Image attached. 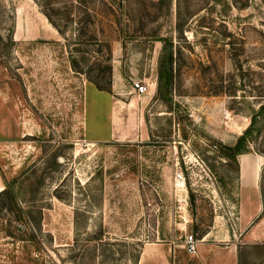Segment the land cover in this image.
I'll list each match as a JSON object with an SVG mask.
<instances>
[{
    "label": "rangeland",
    "instance_id": "rangeland-1",
    "mask_svg": "<svg viewBox=\"0 0 264 264\" xmlns=\"http://www.w3.org/2000/svg\"><path fill=\"white\" fill-rule=\"evenodd\" d=\"M96 86L143 141H107ZM262 105L264 0H0V264H264L224 156ZM249 144L264 162V113Z\"/></svg>",
    "mask_w": 264,
    "mask_h": 264
},
{
    "label": "crops",
    "instance_id": "crops-1",
    "mask_svg": "<svg viewBox=\"0 0 264 264\" xmlns=\"http://www.w3.org/2000/svg\"><path fill=\"white\" fill-rule=\"evenodd\" d=\"M103 92V91H102ZM107 93V92H105ZM109 97V109H110V115H109V123L111 127L110 132V138L107 141H121L120 139H125L126 137H130L131 141H143L144 138L148 136V133L145 131L144 128L141 126L139 127V123L133 122L132 127L127 126L125 124V115L124 110H122V99L118 98L113 93H107ZM141 95V96H145ZM139 96V98H141ZM111 105V107H110ZM133 107V108H132ZM130 108L134 109L135 112L138 110V100L134 99L130 103ZM134 112V113H135ZM116 116L117 118V125L118 128H114L113 126V116ZM134 121V120H132ZM93 141H97L95 139H92ZM238 165H239V216L240 219L243 221V228H249L248 231L251 236L253 234H256V230L263 227L264 224V218L259 220L257 222L258 214L262 210V204L261 201L259 205L257 204V191L259 192V179H260V171L261 167L263 166V159L259 156H257L256 153H248V154H242L237 157ZM159 247H162V244H159ZM199 250V246L197 245V251ZM196 255V254H195ZM144 262H146V259L150 258H143ZM148 264H168V262L165 260H148ZM217 264V263H216ZM221 264H227L225 262H222Z\"/></svg>",
    "mask_w": 264,
    "mask_h": 264
},
{
    "label": "trees",
    "instance_id": "trees-1",
    "mask_svg": "<svg viewBox=\"0 0 264 264\" xmlns=\"http://www.w3.org/2000/svg\"><path fill=\"white\" fill-rule=\"evenodd\" d=\"M45 15H46V17L48 19V22L58 31L59 34L62 35L63 34L62 26L58 22H56L52 16H50L48 14H45ZM167 43H168V41L164 42V46H163V50L164 51H166L168 46H169ZM171 56H172V53H170V57L167 58L169 63L172 61V59H171L172 57ZM165 58H166V56L164 55V64L166 62ZM164 64L161 65L160 73L162 74V73H164L166 71V73L168 75V78L171 80L172 79L171 71H170V69L166 70L167 66H166V64L165 65ZM163 67H164V69H163ZM96 89L99 90V91L111 93L110 90L105 89V88H99V87L96 86ZM262 113H264V105H262L261 108H260V111L252 117L250 125L244 131V133L238 138L237 142L231 147L224 148V150L226 151L224 156L226 158L235 159V157L238 156V155L247 154V153L250 152L249 138L252 136V133L256 129V117H258ZM257 131H258V133L260 132V130H257ZM8 192L12 196L11 198H12V202L13 203L11 202V205L15 206L16 205L15 204V198H14V195L9 190V188L7 187V188H5L2 191V193H8ZM21 219H23V218H21ZM186 253L188 254L187 251H186ZM188 255H190V254H188Z\"/></svg>",
    "mask_w": 264,
    "mask_h": 264
},
{
    "label": "built area",
    "instance_id": "built-area-1",
    "mask_svg": "<svg viewBox=\"0 0 264 264\" xmlns=\"http://www.w3.org/2000/svg\"><path fill=\"white\" fill-rule=\"evenodd\" d=\"M132 89L138 95H144L147 93V86L143 84L141 81L133 82ZM197 244H198V240H196L192 235H187L184 238L185 249L190 255H195L197 253Z\"/></svg>",
    "mask_w": 264,
    "mask_h": 264
},
{
    "label": "bare ground",
    "instance_id": "bare-ground-1",
    "mask_svg": "<svg viewBox=\"0 0 264 264\" xmlns=\"http://www.w3.org/2000/svg\"><path fill=\"white\" fill-rule=\"evenodd\" d=\"M18 28H17V32H19L20 33V31H21V23L20 24H18V26H17Z\"/></svg>",
    "mask_w": 264,
    "mask_h": 264
}]
</instances>
